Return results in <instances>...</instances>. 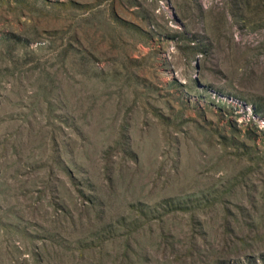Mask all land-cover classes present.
I'll return each mask as SVG.
<instances>
[{"label": "rangeland", "instance_id": "obj_1", "mask_svg": "<svg viewBox=\"0 0 264 264\" xmlns=\"http://www.w3.org/2000/svg\"><path fill=\"white\" fill-rule=\"evenodd\" d=\"M229 99L264 116V0H0V264H264Z\"/></svg>", "mask_w": 264, "mask_h": 264}, {"label": "built area", "instance_id": "obj_2", "mask_svg": "<svg viewBox=\"0 0 264 264\" xmlns=\"http://www.w3.org/2000/svg\"><path fill=\"white\" fill-rule=\"evenodd\" d=\"M228 103L237 108V115L240 118L239 123L255 124L264 129V116H259L253 107L241 102L232 101L231 99L228 100Z\"/></svg>", "mask_w": 264, "mask_h": 264}, {"label": "trees", "instance_id": "obj_3", "mask_svg": "<svg viewBox=\"0 0 264 264\" xmlns=\"http://www.w3.org/2000/svg\"><path fill=\"white\" fill-rule=\"evenodd\" d=\"M42 89V88H41ZM43 90V89H42ZM44 91H45V89H44ZM231 257V256H230Z\"/></svg>", "mask_w": 264, "mask_h": 264}]
</instances>
